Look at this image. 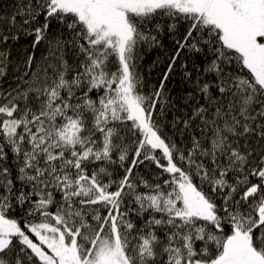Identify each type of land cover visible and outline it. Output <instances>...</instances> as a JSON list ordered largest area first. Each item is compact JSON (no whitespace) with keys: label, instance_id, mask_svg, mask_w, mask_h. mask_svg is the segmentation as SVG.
Wrapping results in <instances>:
<instances>
[{"label":"snow or ice","instance_id":"snow-or-ice-1","mask_svg":"<svg viewBox=\"0 0 264 264\" xmlns=\"http://www.w3.org/2000/svg\"><path fill=\"white\" fill-rule=\"evenodd\" d=\"M0 264H264V0H0Z\"/></svg>","mask_w":264,"mask_h":264}]
</instances>
